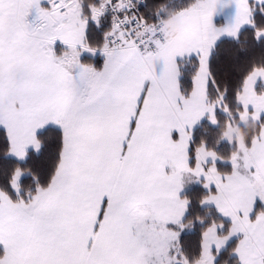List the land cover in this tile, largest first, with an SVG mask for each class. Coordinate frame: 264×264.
I'll use <instances>...</instances> for the list:
<instances>
[{
	"label": "snow or ice",
	"instance_id": "snow-or-ice-1",
	"mask_svg": "<svg viewBox=\"0 0 264 264\" xmlns=\"http://www.w3.org/2000/svg\"><path fill=\"white\" fill-rule=\"evenodd\" d=\"M248 29L264 0H0V264H264V65L231 95L212 65Z\"/></svg>",
	"mask_w": 264,
	"mask_h": 264
},
{
	"label": "trees",
	"instance_id": "trees-1",
	"mask_svg": "<svg viewBox=\"0 0 264 264\" xmlns=\"http://www.w3.org/2000/svg\"><path fill=\"white\" fill-rule=\"evenodd\" d=\"M159 0H148L149 4L158 3ZM187 2V0H176L177 4ZM173 9L172 5H169L168 14H171ZM143 10V9H142ZM247 43L245 39L242 38L241 44L238 46L231 41L225 42L220 46L219 52L214 56L212 65L213 70L215 71L217 78L221 81L222 85L227 84L229 89V94L231 95L232 90L235 88L236 84L239 81L240 76L247 71L253 64L264 65V49L259 45H254L251 40V30H247ZM240 47H247V52H239ZM82 61L85 63L92 62L97 68H101L103 64L102 57H91L85 55L82 57ZM189 76L185 78V87H190V74L192 69H189ZM221 123L219 126L211 127L202 122V125L198 126L195 132V137L197 142L204 141L210 147L215 148L217 146V141L221 140L222 133L225 127V120L223 114L218 113ZM237 136L242 141L247 138L249 135L255 134L257 131V125L254 122H250L244 127H240L235 130ZM219 150L223 153L224 156H228L231 151V146L227 142L222 143L219 147ZM186 194L194 202H197L201 197L202 193L198 190H195L194 184L186 189ZM194 216L208 218L210 213L206 209H200L199 207H193L192 209ZM185 250L187 253L192 256L195 255L197 251V244L199 242V231L189 232L184 235ZM234 259V258H233Z\"/></svg>",
	"mask_w": 264,
	"mask_h": 264
},
{
	"label": "crops",
	"instance_id": "crops-1",
	"mask_svg": "<svg viewBox=\"0 0 264 264\" xmlns=\"http://www.w3.org/2000/svg\"><path fill=\"white\" fill-rule=\"evenodd\" d=\"M234 11L235 8L234 6L232 8H229L227 10L221 11L215 18H214V22L217 23L218 25H222L225 24L230 18L233 17L234 15ZM170 27L173 28V35L172 38L175 39L176 41H180L182 40L183 34H182V30L180 28L179 25H174V24H170ZM60 50H57L58 54H59ZM103 58V57H102ZM103 65V64H102ZM102 67V66H101ZM250 122L253 121H249L246 125H248ZM255 123V122H254ZM245 125V126H246ZM236 132V131H235ZM237 135V134H236ZM239 138V137H238ZM239 141L240 138H239ZM192 185V183H187L186 184V189L189 188Z\"/></svg>",
	"mask_w": 264,
	"mask_h": 264
},
{
	"label": "rangeland",
	"instance_id": "rangeland-1",
	"mask_svg": "<svg viewBox=\"0 0 264 264\" xmlns=\"http://www.w3.org/2000/svg\"><path fill=\"white\" fill-rule=\"evenodd\" d=\"M62 47H63V46L60 45V44L58 43V45H57V50H61ZM233 139H234V141L239 142V138H238V136L236 135V132H235V134H234ZM226 255H227V254H226Z\"/></svg>",
	"mask_w": 264,
	"mask_h": 264
}]
</instances>
